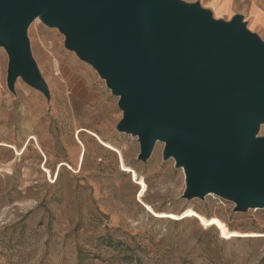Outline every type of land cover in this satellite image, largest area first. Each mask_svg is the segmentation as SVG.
Here are the masks:
<instances>
[{
  "label": "rangeland",
  "instance_id": "obj_1",
  "mask_svg": "<svg viewBox=\"0 0 264 264\" xmlns=\"http://www.w3.org/2000/svg\"><path fill=\"white\" fill-rule=\"evenodd\" d=\"M212 1L175 0L211 22L241 18L264 45V0H231L219 16ZM28 26L43 89L22 77L11 86L0 46V264H264V209L189 197L167 143L140 159L121 99L61 30L42 16Z\"/></svg>",
  "mask_w": 264,
  "mask_h": 264
},
{
  "label": "water",
  "instance_id": "obj_2",
  "mask_svg": "<svg viewBox=\"0 0 264 264\" xmlns=\"http://www.w3.org/2000/svg\"><path fill=\"white\" fill-rule=\"evenodd\" d=\"M191 9L175 0H0L9 83L22 77L45 86L26 37L42 16L121 99L122 129L140 136V159L167 143V157L188 172L189 197L211 192L239 211L264 209V140L256 139L264 45L239 17L227 25Z\"/></svg>",
  "mask_w": 264,
  "mask_h": 264
},
{
  "label": "crops",
  "instance_id": "obj_3",
  "mask_svg": "<svg viewBox=\"0 0 264 264\" xmlns=\"http://www.w3.org/2000/svg\"><path fill=\"white\" fill-rule=\"evenodd\" d=\"M230 2L231 0H213L212 5L215 8L216 15L219 16L222 15L223 13H228V12L230 13L233 9ZM254 13L256 14L255 21L260 22L262 15L260 13H256V12Z\"/></svg>",
  "mask_w": 264,
  "mask_h": 264
}]
</instances>
